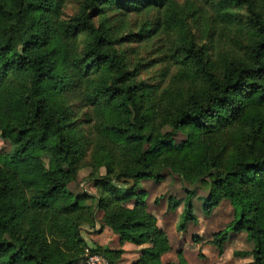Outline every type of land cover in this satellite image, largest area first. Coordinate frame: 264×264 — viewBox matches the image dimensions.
<instances>
[{"label": "trees", "instance_id": "16d2710c", "mask_svg": "<svg viewBox=\"0 0 264 264\" xmlns=\"http://www.w3.org/2000/svg\"><path fill=\"white\" fill-rule=\"evenodd\" d=\"M69 1L0 0V137L11 143L0 154V264H78L85 249L115 264L125 250L81 234L97 210L121 246L144 247L132 264H188L181 253L163 262L170 240L143 199L141 182L165 172L192 186L208 177L203 213L233 207L209 243L223 255L229 233L244 232L254 244L244 264H264V0H77L68 16ZM130 15L154 20L127 32ZM161 32L176 34L159 51L162 83L139 80L121 46ZM236 124L247 128L229 152ZM87 153L97 190L77 195L67 189ZM186 192L169 198L170 210L183 204L179 232L198 222Z\"/></svg>", "mask_w": 264, "mask_h": 264}, {"label": "rangeland", "instance_id": "374dc122", "mask_svg": "<svg viewBox=\"0 0 264 264\" xmlns=\"http://www.w3.org/2000/svg\"><path fill=\"white\" fill-rule=\"evenodd\" d=\"M178 1L181 5H184L187 1L191 0ZM78 6L77 0L69 1L65 13L68 16H73ZM153 20L148 15H130L127 22L129 25L127 32L139 33L143 23H152ZM189 22L192 23V21ZM169 36L173 40L176 34L171 33V35H168L166 32H161L143 41H126L121 46L122 50L128 53L133 49L128 56L133 64L140 63L138 66L140 71L138 76L139 80H145L147 82L159 80L162 83L160 74L164 68V64L158 62L160 58L159 51L164 50L163 48L168 50L169 46H171L168 43ZM246 128L241 127L240 124H236L228 130L226 134L230 144L229 152L234 149L236 143L238 145L240 139H243V135L241 134ZM175 138L177 142H180L185 138V135L181 132ZM10 149V141L0 137V154L8 153ZM92 172L91 153H87L78 164L77 179L68 185L67 190L77 195L83 193L96 194L97 189L90 176ZM98 172L100 173L99 175H104L105 169L100 168ZM205 180L209 184V178L206 177ZM208 184L192 186L185 182L178 174L168 172H165V177L162 181L143 180L141 182V189L145 192L143 199L148 205L149 211L157 217L158 226L166 232L170 240L171 250L163 255V262H178L180 253L188 264H244L252 260V256L243 254L251 252L254 247L253 242L247 238V234L244 232L236 233L231 231L229 233L223 255H219L217 249L209 243V240L212 239V235L215 232L225 228L233 220V207L230 201L223 200L214 208L210 216H206L202 211L203 202L201 198L208 196L210 193ZM187 189L195 190L193 203L198 222L196 224L189 223L184 232H179L176 225L183 211V204L175 210H170L169 198L174 197L177 200H183L187 195ZM133 202L131 201L129 205L132 206ZM88 203L94 207L96 201L89 199ZM103 214L102 210L96 211V226L91 228L88 225H84L81 229L82 236L87 242L94 240L97 245L106 246L111 249L125 250L126 252L115 264H132L138 260L140 250L144 247L135 246L128 242V244L126 243L121 246L120 241H117L115 237L111 239V236L107 235L108 233L104 234L103 231L108 226L102 221ZM193 239H198V242L193 241ZM106 240H108V243H105ZM94 241L89 243V245H95ZM86 254H88V249H85L83 261L78 264H86Z\"/></svg>", "mask_w": 264, "mask_h": 264}, {"label": "built area", "instance_id": "2783aa9c", "mask_svg": "<svg viewBox=\"0 0 264 264\" xmlns=\"http://www.w3.org/2000/svg\"><path fill=\"white\" fill-rule=\"evenodd\" d=\"M86 264H109L108 259L101 253H93L88 249Z\"/></svg>", "mask_w": 264, "mask_h": 264}, {"label": "crops", "instance_id": "0c3cea01", "mask_svg": "<svg viewBox=\"0 0 264 264\" xmlns=\"http://www.w3.org/2000/svg\"><path fill=\"white\" fill-rule=\"evenodd\" d=\"M104 234L108 233L107 235L111 236V239H113L114 237L117 239V241H119V236L117 234H115L110 228L108 227H105L104 231H103ZM94 240H90L89 243L93 242ZM95 243V241H94ZM105 243H108V240L105 241ZM97 245V243H95ZM126 244V243H125ZM128 244V243H127ZM106 247V246H104Z\"/></svg>", "mask_w": 264, "mask_h": 264}]
</instances>
